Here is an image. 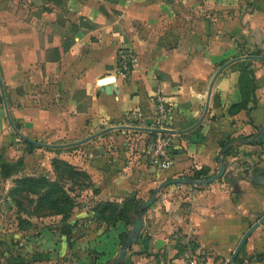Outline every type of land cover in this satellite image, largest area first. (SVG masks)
Segmentation results:
<instances>
[{
	"label": "crops",
	"instance_id": "crops-1",
	"mask_svg": "<svg viewBox=\"0 0 264 264\" xmlns=\"http://www.w3.org/2000/svg\"><path fill=\"white\" fill-rule=\"evenodd\" d=\"M30 2L27 9L25 0H0V132L65 149L71 163L68 148L89 151L85 169L100 199L147 200L165 179L197 171L207 177L219 168L225 145L263 125L264 0ZM218 26L230 36L219 37ZM235 40L244 55L218 68V57L236 52ZM124 51L134 57L128 74L119 63ZM242 64L253 71L255 102L232 112L243 99ZM105 77L112 78L111 93L99 83ZM262 137L229 146L225 174L208 185L165 187L143 212L139 237L123 262L228 264L244 233L264 215ZM153 139L168 141L167 170L146 159L145 149L154 155ZM69 222L20 242L17 256H5L11 264L56 262L71 252L62 235ZM119 225L101 224L93 232L97 239L80 232L78 241L113 258ZM231 264H264V223Z\"/></svg>",
	"mask_w": 264,
	"mask_h": 264
},
{
	"label": "rangeland",
	"instance_id": "rangeland-1",
	"mask_svg": "<svg viewBox=\"0 0 264 264\" xmlns=\"http://www.w3.org/2000/svg\"><path fill=\"white\" fill-rule=\"evenodd\" d=\"M25 2L27 3V9L31 8L30 0H25ZM204 27L208 29V24H205ZM218 29L223 32V34H218L219 37L227 38L230 36L228 35L229 32L224 30L223 27L219 28L218 26ZM233 43L236 46V52L231 54L227 52L218 57L216 61L218 68H221L232 58L244 55V46L240 44L239 40H235ZM28 136L32 139L35 138V141L40 139L37 136L32 137L31 134H28ZM41 137V141L48 143L49 139L47 137ZM107 143L109 144L108 141ZM144 151L147 161L152 164L156 160L160 161V158L158 157L157 159L155 154L150 158V153H147V149ZM67 152L73 154L75 163L66 160L67 153L65 149H48L36 145L29 147L16 134L8 137L0 132V264H11L5 254H9L11 257L17 256L20 252L18 250L20 242L32 241L42 230H51L55 226L58 229L64 220H70L69 224L71 227L68 234L61 233L65 235V238L67 237L71 252L67 256L57 257L55 259L56 262L52 264H106L117 255L118 252L113 258L106 259V252L96 250V248H91L87 244H81L78 241L83 236L82 232L88 233L90 237H96L98 234L93 232L98 226L104 224L109 228L112 225L100 221L97 213L93 210L97 201L104 200L98 197L99 188L85 169L86 162L84 159L89 158L90 152L86 151V149L81 150L79 146L72 149V151L68 148ZM69 156L67 159H69ZM56 159L70 163L75 169L86 172L88 177L69 176L64 171L55 170L53 161ZM18 168H20L19 172H15L14 170ZM25 176H45L49 180L56 181L62 188L66 198L70 200L69 203H62L64 210L71 211L69 216L64 218L61 212L57 213L53 208H49L50 205L48 206L47 204L44 207L37 206L38 194L26 191L13 192V188L16 185L15 180ZM39 191L42 192V188ZM57 195L59 198L62 197L61 193ZM144 201L146 200L137 199L139 203L130 207L127 212L128 218L124 221H117L120 223L121 231L119 236L120 244L117 251L121 248L123 240H125L124 236L137 216L139 204ZM112 202L117 203L118 207L122 203V201L117 202L115 200ZM128 262L129 260L125 264H130Z\"/></svg>",
	"mask_w": 264,
	"mask_h": 264
},
{
	"label": "trees",
	"instance_id": "trees-1",
	"mask_svg": "<svg viewBox=\"0 0 264 264\" xmlns=\"http://www.w3.org/2000/svg\"><path fill=\"white\" fill-rule=\"evenodd\" d=\"M91 25L87 24V27H90ZM55 51L58 50L56 49ZM241 77H240V83H241V92L243 99L238 102L234 103L231 106V111L236 112L240 109H250L248 108L249 101H252V104H254V97L252 98V94L254 93V74L253 71L248 69V67L244 64L241 65ZM251 98V99H250ZM263 140V137L261 138L258 143H260ZM25 142L29 145V147H34L35 145L25 140ZM230 149L226 150L224 152V155L229 152ZM55 170L64 171L69 174V176H78V177H84L87 178L88 174L84 171L75 169L70 163L66 161L61 160H54L53 161ZM204 178L206 176L205 173L202 171H197L191 178ZM15 187L13 188V192H19V191H26L33 194H38L37 197V206H46V204L56 210L57 213H62L64 218L68 217L71 211H66L62 207V203H69L70 200L66 198L64 195V192L62 188L57 184L54 180H49L45 176L36 177V176H25L22 178H18L15 180ZM40 188H42V192H40ZM61 193L62 197L59 198L57 194ZM140 202V201H139ZM137 199L134 197L131 198H125L122 200V203L120 207H118L117 203L104 200V201H97L95 203V207L93 210L97 213V217L100 221L109 224V225H115L117 221H124L128 218V210L133 204H138ZM126 238V234L124 236V239ZM124 241V240H123ZM121 264H125V262H122Z\"/></svg>",
	"mask_w": 264,
	"mask_h": 264
},
{
	"label": "water",
	"instance_id": "water-1",
	"mask_svg": "<svg viewBox=\"0 0 264 264\" xmlns=\"http://www.w3.org/2000/svg\"><path fill=\"white\" fill-rule=\"evenodd\" d=\"M112 80L111 77H105L99 80V83L103 84V89L107 92V93H111V87L109 85H107V83H109ZM264 135V123L263 125H261L257 131L251 136V137H246V138H242V139H238V140H234L230 143H228L227 145H225L222 150L219 153V157H218V161L220 163L219 168L217 169V171L205 178L202 179H193L190 177H177V178H169V179H165L163 180L151 193V195L149 196V198L140 203L139 204V210L137 213V216L135 217V219L132 221L131 226L129 228V231L127 232L126 238L123 242V244L121 245V248L119 249L117 255L110 260L108 263L106 264H121L124 260V257L126 255L128 246L134 242L137 241L140 231H141V227H142V222H143V212L145 211V209H147L150 205H152L154 203V201L156 200L157 195L167 186L172 185V184H190L192 186H206L209 183H211L212 181H214L215 179H218L220 177H222L225 174V168H226V163L225 160L223 159V152L231 145L235 144V143H241V144H248V143H253V142H258L262 136ZM261 223H264V215H262L258 221L256 223H254L242 236L241 240L239 241L238 245L236 246L232 256L230 257V260L228 262V264H231V262L235 259L236 255L238 254L241 246L243 245V243L245 242L246 238L248 237V235Z\"/></svg>",
	"mask_w": 264,
	"mask_h": 264
},
{
	"label": "built area",
	"instance_id": "built-area-1",
	"mask_svg": "<svg viewBox=\"0 0 264 264\" xmlns=\"http://www.w3.org/2000/svg\"><path fill=\"white\" fill-rule=\"evenodd\" d=\"M134 60L133 54L129 51H124L122 53H120V68H121V73L122 74H128L129 70H130V66L132 64ZM157 100L159 102L162 101V99L157 98ZM159 107H161V104L159 105ZM168 141H162L157 139L155 141V143H153V147L155 148V152H153V154H155L156 158L158 159V157L160 158V169L162 170H167L170 168L171 166V160L168 158V155L165 151V146H167ZM188 254V259L191 258L193 259V257L191 256L190 251L187 252ZM190 264H195V259H193V261L190 262Z\"/></svg>",
	"mask_w": 264,
	"mask_h": 264
}]
</instances>
